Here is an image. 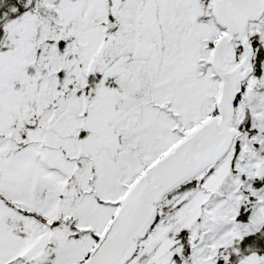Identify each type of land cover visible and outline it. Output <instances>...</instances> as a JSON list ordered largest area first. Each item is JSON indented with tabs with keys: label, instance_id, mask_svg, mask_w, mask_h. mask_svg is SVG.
Returning <instances> with one entry per match:
<instances>
[{
	"label": "snow or ice",
	"instance_id": "1",
	"mask_svg": "<svg viewBox=\"0 0 264 264\" xmlns=\"http://www.w3.org/2000/svg\"><path fill=\"white\" fill-rule=\"evenodd\" d=\"M0 264H264V0H0Z\"/></svg>",
	"mask_w": 264,
	"mask_h": 264
}]
</instances>
